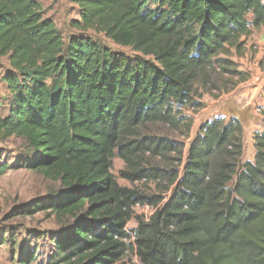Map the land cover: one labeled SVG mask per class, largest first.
<instances>
[{
	"label": "trees",
	"instance_id": "trees-1",
	"mask_svg": "<svg viewBox=\"0 0 264 264\" xmlns=\"http://www.w3.org/2000/svg\"><path fill=\"white\" fill-rule=\"evenodd\" d=\"M69 1L78 8L73 28L102 33L132 54L83 33L64 40L36 0H0L10 94L0 141L24 143L16 163L0 162V176L24 168L58 183L10 213L60 222L47 264H127L129 248L141 264H264V131L253 133V160L242 161L239 119L199 126L164 199L120 186L111 173L117 156L131 167L123 178L161 180L134 159L176 151V143L140 128L178 122L194 83L207 92L211 74L234 78L231 86L248 78L231 55H243L246 38L264 27V0ZM145 202L160 205L126 230L133 207ZM35 259L27 249L17 263Z\"/></svg>",
	"mask_w": 264,
	"mask_h": 264
},
{
	"label": "rangeland",
	"instance_id": "rangeland-1",
	"mask_svg": "<svg viewBox=\"0 0 264 264\" xmlns=\"http://www.w3.org/2000/svg\"><path fill=\"white\" fill-rule=\"evenodd\" d=\"M36 1L41 5L44 16L54 22L64 40H67L72 35L83 33L114 51L126 55L132 54L128 47L113 43L102 33L92 30L81 32L73 28L70 22L78 19V8L69 0ZM246 17L249 19L250 14ZM257 47L254 48L252 44L247 46L244 54L239 57L232 53L231 59L236 63L237 61L239 62L238 58L240 57L247 59L243 63H237L238 69L242 67L245 70L249 68L250 71H253L254 67L252 64L254 63L264 69V61L262 59L255 58L252 61L253 53L258 51ZM8 69L7 58L0 56V114L2 116L7 113L10 98V94L2 80ZM249 74L248 70V77ZM209 79L210 82L207 85L209 90L207 92L204 91L199 81L194 83L193 93L189 101L176 115L178 116V122L146 124L140 128L142 135L160 139L164 143H176V151L163 150L158 155H152L146 151L137 155L134 159L139 169L156 168L159 171L161 180L141 179L132 182L123 178L121 171H130L131 167L126 166L123 160L116 156L112 161L111 173L115 176L120 186L130 188L146 196L157 195L162 197V199L167 197L172 188L168 183L173 173H175V168L179 166L176 159L179 157L184 158L187 145L199 126L214 118H220L216 116H219L222 112L231 111L234 114L238 110L235 105L241 100L235 97V94H231V96H228L229 98L224 95L236 87L231 86L235 79L218 73L211 74ZM259 106H249L244 110L249 119L258 120L260 118L259 115H262V108ZM257 108L260 109L259 112L256 110ZM179 117L181 118L179 119ZM221 119L227 122L231 118L225 120L221 117ZM23 151L24 143L17 137H9L0 141V162L14 164L23 156ZM253 155L254 148L253 144H251L250 132L243 129V154L241 160H253ZM178 169L180 170V166ZM166 186L168 187L166 188ZM57 188V182L48 180L39 173L24 168L11 169L0 176V239L2 237L5 240L4 242L0 240V264H18V258L27 249H32L36 252V259L31 264H47V257L53 249L51 237L58 232L60 222L53 215H47V213L43 212L32 216H12L10 213L12 209L25 207L33 200L47 198L49 191ZM144 204L133 207V217L127 223L126 230L129 231L135 227L137 216L143 219L148 217L151 213L150 206H155L149 202ZM146 206H148L147 209L145 208ZM136 257L135 250L129 248L124 254L123 261L127 264H135L137 263Z\"/></svg>",
	"mask_w": 264,
	"mask_h": 264
},
{
	"label": "crops",
	"instance_id": "crops-1",
	"mask_svg": "<svg viewBox=\"0 0 264 264\" xmlns=\"http://www.w3.org/2000/svg\"><path fill=\"white\" fill-rule=\"evenodd\" d=\"M251 44L253 45L254 48L258 46L257 53H253L252 61H254L255 58H258L259 60L262 59L264 61V27L253 30V32L246 38V47L250 46ZM238 60H239V62L237 61L238 64L247 61L245 57L243 58L240 57L238 58ZM252 66L254 67L253 71H250V69L248 68L250 72L249 77L245 81L239 82L232 91L224 94L227 97L231 96V94H235V97L241 100L239 103H236V105L234 104L236 107H238V110L235 111L234 114H232V112L229 111L226 113L222 112L221 114H219V116H216L220 118L222 117L225 120H228L230 118L239 119L242 123V127L244 131L250 132L251 144H253V139H252L253 133L258 131L259 132L264 131V126L262 121L263 115H259L260 118L258 120H253V119H249L244 111L249 106H253V105H258V106L260 105L259 107L262 108V111L264 110V69H261L259 66H256V63L252 64ZM239 70L242 71L244 70L245 72L248 73V70L246 69L247 70L246 71L242 67H239Z\"/></svg>",
	"mask_w": 264,
	"mask_h": 264
},
{
	"label": "built area",
	"instance_id": "built-area-1",
	"mask_svg": "<svg viewBox=\"0 0 264 264\" xmlns=\"http://www.w3.org/2000/svg\"><path fill=\"white\" fill-rule=\"evenodd\" d=\"M258 112L260 111V109L259 108H257L256 109ZM166 198V197H165ZM164 200H162V202H163ZM137 205H139V204H137ZM143 205H145V204H143ZM160 205V203H158V204H156L155 206H150L151 207V213L148 215V217H145L143 220H145V221H148V219L150 218V216L155 212V210H156V208L158 207ZM146 209L148 208V206H146L145 207ZM133 240H134V238L133 237H131V239H130V241L133 243ZM136 259H137V263H135V264H141L140 262H139V260H138V257H136Z\"/></svg>",
	"mask_w": 264,
	"mask_h": 264
}]
</instances>
